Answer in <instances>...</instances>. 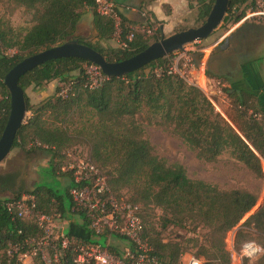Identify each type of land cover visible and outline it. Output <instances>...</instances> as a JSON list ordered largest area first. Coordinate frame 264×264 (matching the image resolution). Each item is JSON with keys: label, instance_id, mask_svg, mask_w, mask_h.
<instances>
[{"label": "trees", "instance_id": "16d2710c", "mask_svg": "<svg viewBox=\"0 0 264 264\" xmlns=\"http://www.w3.org/2000/svg\"><path fill=\"white\" fill-rule=\"evenodd\" d=\"M5 1L30 14L32 24L29 28L16 30L7 20L0 19V135L9 113V93L3 80L24 58L77 40L107 61L120 62L152 44L144 34L134 32L133 40L125 49L104 46L103 42L114 39L117 29L112 18L95 12V0ZM213 2L194 0L189 3L194 14L193 25L178 28L175 32L200 26ZM254 2L230 0L221 24L238 23L245 9ZM89 9L93 11L96 42L76 36L77 24ZM117 14L120 19L118 40L124 41L133 26L119 12ZM153 35L156 36L154 42L162 37L159 29ZM8 51L13 53L8 54ZM171 57L172 54L153 61L128 75L109 78L94 89L84 87L87 81L85 67L91 64L75 58L46 62L20 77L18 86L23 91L28 116L17 131L11 150L18 148L26 154L46 151L50 156V173L66 175L70 183L64 193L36 185L12 198L0 196V264L18 263L20 255L30 252L31 242L38 234L33 218L20 219L7 212L6 204L20 200L23 195L34 198V214L40 212L66 219H71V214L78 215L81 219L79 227L86 237L75 238L90 240L84 214L77 209L69 194L76 187L72 174L61 171V163L69 156L66 154L76 145L87 147V159L105 176L114 196L126 197L128 202L139 207L144 239L163 264H180V255L189 249L178 241L161 238L169 228L191 229L193 234L198 229L205 230L202 237L205 244L199 246L195 257L203 259V264H230L224 250V237L255 206L257 193L242 188L219 189L188 178L181 165H169L156 155L142 122L168 131L195 151L200 161L214 163L227 152L253 178L261 179L264 123L246 116L238 107L261 112L264 108L253 102L252 97L237 96L225 88L228 110L226 108L221 114L198 88L178 75L166 73ZM156 69L162 70L159 75L154 73ZM72 73L77 76L72 78ZM53 81L57 83L54 94L36 105L30 104L25 91L31 86L45 87ZM61 83L68 84L66 94L62 96ZM12 176L0 175V191L11 182ZM157 210L160 214L154 222ZM241 227L234 238L236 252L248 241H254L264 250V205L249 215ZM251 231L255 232V239L251 238ZM197 242L196 239L185 243H193L192 247H195ZM110 251L114 249L110 248ZM254 261L255 264H264V255ZM32 264L45 263L39 256H34Z\"/></svg>", "mask_w": 264, "mask_h": 264}, {"label": "built area", "instance_id": "2783aa9c", "mask_svg": "<svg viewBox=\"0 0 264 264\" xmlns=\"http://www.w3.org/2000/svg\"><path fill=\"white\" fill-rule=\"evenodd\" d=\"M94 4V10L98 15L114 20L118 47L127 48L128 42L134 38V32L140 31L152 35L153 32L144 28L141 30L131 28L132 31H129L124 41L118 40L120 19L116 5L111 0H95ZM254 5H256L255 10L245 13L242 21L264 19V0H255ZM193 44L196 43L187 44L180 51L172 53L173 58L169 59L165 71L167 74L178 75L189 85L198 88L216 107L214 102L216 97L226 98L224 94L226 85L220 79L209 78L203 68L195 65L192 55L196 50L192 48ZM161 71L156 69L154 73L159 75ZM85 74L87 81L84 87L88 89L97 88L109 79L94 65L86 66ZM65 94L66 90L62 89L60 95ZM238 108L246 116L264 123V112L258 109H245L242 106ZM61 171L72 174L76 187L72 188L69 194L77 209L84 214L90 238L95 240L104 238V246L63 234V226L55 225L52 217L40 212L33 213L35 200L32 196H23L20 200L7 203V212L20 219L33 218L38 234L31 242L30 252L20 255L16 264H21L22 258L31 259L34 256H39L45 264L51 262L54 264H163L144 239V225L139 207L125 198L114 196L105 176L97 167L86 158L80 160L78 164L70 163L62 167ZM110 248L114 251H110ZM46 253L51 255L47 257ZM262 255L264 250L254 241L243 243L240 250L234 253L239 259L250 262ZM179 261L180 264H200L198 259L183 254L180 255Z\"/></svg>", "mask_w": 264, "mask_h": 264}, {"label": "crops", "instance_id": "0c3cea01", "mask_svg": "<svg viewBox=\"0 0 264 264\" xmlns=\"http://www.w3.org/2000/svg\"><path fill=\"white\" fill-rule=\"evenodd\" d=\"M117 11L124 16L133 28L150 31L157 24L161 35L181 25L191 10L184 0H111ZM167 11V12H166ZM155 23V24H154ZM146 27V28H145ZM140 32V31H138ZM76 35L80 38L96 42L97 32L93 24V11H85L76 27ZM207 42H199V50L192 55L195 65L203 68L205 74L223 79L226 88L237 96H250L258 105L264 108V22H248L240 20L232 25L225 33L216 34V30ZM117 38L103 42L104 46L116 47ZM51 82L47 87H37L35 93L39 94L36 101L34 95L25 94L32 105L44 100L46 93H51ZM45 96V97H44ZM44 97V98H43ZM252 100V101H253ZM50 156L44 150H36L29 154L20 149H12L5 160L0 164V175L11 173L21 168V176L27 167L32 171L49 170ZM53 175L60 187H68L69 177ZM1 192V191H0ZM2 196V193H0ZM59 215H57L58 217ZM71 222L65 226L67 234L71 236H85L79 227L81 219L71 214Z\"/></svg>", "mask_w": 264, "mask_h": 264}, {"label": "rangeland", "instance_id": "374dc122", "mask_svg": "<svg viewBox=\"0 0 264 264\" xmlns=\"http://www.w3.org/2000/svg\"><path fill=\"white\" fill-rule=\"evenodd\" d=\"M187 5L194 0H184ZM253 8V9H252ZM256 5H251L247 7L244 11L247 13L248 11L255 10ZM167 12V11H166ZM194 14L191 12L183 21L180 23L179 27H175L172 30L167 31L165 34L160 35V37H168L172 34L176 33L175 31L181 27H190L193 25ZM0 19L7 20L10 25L16 30H22L25 28H29L31 26V18L30 14L26 13L24 9L21 8H14L11 4L7 3L5 0H0ZM248 22H264V19H248ZM155 24V23H154ZM232 25L231 24H220V26L216 29V34L219 36L225 33ZM146 28V27H145ZM157 30V24H155L150 32L155 33ZM141 33V32H140ZM150 35L147 33H142L144 36L147 37L150 43L154 42V35ZM77 36V35H76ZM212 36V34L210 35ZM210 36L208 38H210ZM79 37V36H78ZM80 38V37H79ZM206 38L202 40L203 42H207L209 39ZM85 39V38H82ZM88 40V39H85ZM93 42V40H88ZM117 48V45L116 47ZM197 52L199 50L198 43L193 44V47ZM264 49V47L262 48ZM195 52V53H197ZM8 54H12V51H8ZM264 54V50L262 52ZM173 58V56H172ZM77 73H72L71 77L75 78ZM57 86V83H53V87L51 89V93H46V98L51 97L54 94V90ZM47 87V86H46ZM59 87L63 90L68 89L67 83L59 84ZM37 91V87H29L27 93L29 96L34 95L33 101H36L39 97V94L35 93ZM43 97V98H44ZM214 99V98H213ZM253 100V99H252ZM216 109L223 114V111L227 107V98L225 97H216L214 99ZM254 102V100H253ZM28 114L26 115V117ZM146 137L149 139L151 144L154 146L155 153L158 157L164 159L167 164H179L181 165L188 176V178L193 180H201L203 182L209 183L218 187L219 189H235V188H242L249 191H254L257 193L258 199L255 206L247 212L243 218L240 220L239 224L236 225L233 229H231L226 236L224 237V250L229 256L230 264H255V261H244L239 259L238 257L234 256L236 250L234 249V240L237 232L242 229L241 225L245 221V219L253 214L256 210H258L261 206L264 205V161L261 162V171H262V178L255 179L253 176L246 170L240 163L234 161L227 152L223 153L219 159L214 163H205L200 161L196 158L195 151L190 150L181 140L173 137L168 131L164 130L159 126L154 125H147L142 122ZM71 152L66 155H69L62 163L61 166L66 167L68 164H78L80 160L88 158V149L85 145H76L75 147L71 148ZM5 160V159H4ZM3 162V161H2ZM1 162V163H2ZM0 163V164H1ZM12 176L11 182L2 187L0 193L5 198H12L18 192H24L27 190H31L36 185H45L48 187H52L55 189H59L60 192L64 193V187H60L58 185V181L56 180L53 175H51L49 170L45 171H32V166L27 167L25 171L22 173L21 176V168H17L15 171L8 173ZM5 175V174H3ZM15 175V177H14ZM58 182V183H57ZM24 196V195H23ZM125 197V196H124ZM126 198V197H125ZM159 210L155 212V217L153 219L154 222L157 221L159 216ZM52 219L55 225L63 226L62 233L67 235V230L65 226L71 222L70 219L66 218H59L57 215H52ZM156 226V225H155ZM157 228V227H156ZM61 232V231H60ZM206 233L205 230L198 229L195 234L191 233V229L180 230L175 228H169L166 232H164L161 238L165 241L167 240H175L180 242L183 246L188 247V251L183 253V256H192L195 259V254L199 248V246L204 245L205 242L203 241V235ZM256 234L254 231H251V238L255 239ZM198 240L197 246L192 247L193 243H185L189 240ZM90 242H97L101 246H104V238H100L99 240H95L90 238ZM124 245V242H122ZM195 244V242H194ZM47 257L51 255L50 253H46ZM200 264L204 263V260L199 258ZM21 264H32L31 259H24L22 258Z\"/></svg>", "mask_w": 264, "mask_h": 264}, {"label": "water", "instance_id": "95a60500", "mask_svg": "<svg viewBox=\"0 0 264 264\" xmlns=\"http://www.w3.org/2000/svg\"><path fill=\"white\" fill-rule=\"evenodd\" d=\"M230 0H214L205 21L198 27L188 28L168 37H161L140 53L120 62H109L100 53L77 40L67 41L40 53L28 56L13 66L3 83L9 93V113L0 135V163L11 151L15 136L24 122L27 109L22 89L18 86L21 76L34 68L63 58L80 59L97 66L108 78H118L135 72L149 63L180 51L185 45L199 43L208 38L221 24Z\"/></svg>", "mask_w": 264, "mask_h": 264}]
</instances>
